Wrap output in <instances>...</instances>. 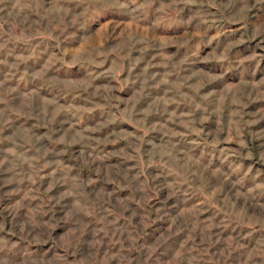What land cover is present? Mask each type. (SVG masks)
Instances as JSON below:
<instances>
[{"label":"rangeland","instance_id":"374dc122","mask_svg":"<svg viewBox=\"0 0 264 264\" xmlns=\"http://www.w3.org/2000/svg\"><path fill=\"white\" fill-rule=\"evenodd\" d=\"M0 264H264V0H0Z\"/></svg>","mask_w":264,"mask_h":264}]
</instances>
